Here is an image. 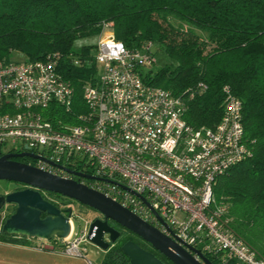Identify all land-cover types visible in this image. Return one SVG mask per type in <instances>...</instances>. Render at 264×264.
<instances>
[{"label": "built area", "instance_id": "obj_1", "mask_svg": "<svg viewBox=\"0 0 264 264\" xmlns=\"http://www.w3.org/2000/svg\"><path fill=\"white\" fill-rule=\"evenodd\" d=\"M108 25L103 23L95 43L96 77L83 85L84 109L72 121L57 110H70L73 89L57 69L56 52L0 58V155L29 150L47 158L35 157V165L50 172L67 176L60 165L89 171L98 176L90 177L91 187L212 256L213 264H264V257L228 226L226 208L213 193L216 176L250 154L241 99L224 86L218 122L188 123L183 96L144 77L155 61L154 42L129 47ZM7 143L20 146L2 151ZM87 238V230L76 231L71 219L67 236L35 238V248L84 256Z\"/></svg>", "mask_w": 264, "mask_h": 264}, {"label": "trees", "instance_id": "obj_2", "mask_svg": "<svg viewBox=\"0 0 264 264\" xmlns=\"http://www.w3.org/2000/svg\"><path fill=\"white\" fill-rule=\"evenodd\" d=\"M105 22L129 47L152 40L154 52L164 49L170 60L145 69L144 77L183 96L188 123L218 122L224 86L241 99L250 154L216 176L213 193L226 208L228 226L264 257V0H0V58L11 60L19 53L35 59L56 52L57 69L73 89L70 110H57L72 121L84 109L83 85L97 73L96 41L80 50L73 42L98 36ZM27 238L0 227V241L25 243ZM128 238L174 264L136 233L104 249L100 264H129L120 248Z\"/></svg>", "mask_w": 264, "mask_h": 264}, {"label": "water", "instance_id": "obj_3", "mask_svg": "<svg viewBox=\"0 0 264 264\" xmlns=\"http://www.w3.org/2000/svg\"><path fill=\"white\" fill-rule=\"evenodd\" d=\"M15 154H26L47 159L29 150L17 153L7 152L0 155V178L24 182L28 185L24 188L0 193V209L6 203H15L14 211L2 222L1 229L3 231L9 234L41 239H50L54 236L64 237L70 233L72 207L68 206L61 209L55 202L43 196L41 189H44L76 199L80 203L98 210L103 218L94 217L91 219L87 227V236L104 249L108 248L120 235L119 229L109 224L108 218H111L149 242L174 264H213L209 257L197 247L188 244L185 246L184 243L178 242L175 238L102 191L72 177L50 172L35 164L11 158ZM60 166L71 173L87 177H98L71 169L65 165ZM120 185L128 188L124 184L120 183ZM131 191L152 208L149 200L144 195L132 189ZM154 212L167 225L157 211L154 210ZM105 233H108V238H105ZM120 248L128 256L129 264H165L153 251L143 247L131 238L123 241Z\"/></svg>", "mask_w": 264, "mask_h": 264}, {"label": "rangeland", "instance_id": "obj_4", "mask_svg": "<svg viewBox=\"0 0 264 264\" xmlns=\"http://www.w3.org/2000/svg\"><path fill=\"white\" fill-rule=\"evenodd\" d=\"M98 36L96 34L85 35L81 37H77L73 42L72 48L74 50H80L82 44L87 43H94L97 40ZM24 58L23 55L19 53H14L12 59H22ZM169 56L164 51V49H157L155 52V61L153 67H157L163 65L165 62L169 61ZM19 144L15 145L13 143H7L1 147L2 151H6L8 148L16 147L19 148ZM18 184L13 180L1 179L0 178V193L8 190H14ZM10 206L6 203L3 209H0V225L4 221L5 215L10 212ZM94 208L84 204L77 202L73 205V223L75 226L76 231H80L82 229H86L88 227L89 222L94 217L95 211ZM1 227V226H0ZM124 236V233L122 234ZM86 245V251L84 256L82 255H72L74 257H65L71 256L64 254L63 256H56V255H49L52 256L51 258L42 259V260H33L34 264H100V261L104 255V248L97 245L90 239H86L84 242ZM5 248V247H4ZM44 257V256H43ZM41 259V258H40ZM20 259L15 256V254H10L3 251V244L0 245V264H19ZM22 262H29L31 263L32 260H25L23 259Z\"/></svg>", "mask_w": 264, "mask_h": 264}, {"label": "flooded vegetation", "instance_id": "obj_5", "mask_svg": "<svg viewBox=\"0 0 264 264\" xmlns=\"http://www.w3.org/2000/svg\"><path fill=\"white\" fill-rule=\"evenodd\" d=\"M20 151H23V150H9L8 152H10V153H17V152H20ZM11 158L17 159V160H20V161H25V162H28V163H31V164H36V158L33 157V156H30V155H26V154L25 155H16L15 154V155H12ZM70 168L71 169L78 170V171H81L83 173L90 174L89 171L84 170V169L75 168V167H70ZM66 175H67V177H72V178L76 179L77 181H80L82 183H85V184H87L89 186H90V183L92 181V179L90 177H87V176L81 175V174L71 173L69 171H67ZM16 183L18 184V186L15 189L24 188V187L28 186L24 182H16ZM6 192H8V190L4 191L3 193H6ZM41 193L46 198H49L50 200H52L53 202H55L61 209H65L68 206H71L72 209H73V205L76 204L77 202H79L76 199H73V198L64 196V195L59 194V193H56V192L44 190V189H41ZM7 204L11 208L10 209V212H8L10 214L11 212L14 211L15 203L11 202V203H7ZM93 210L95 211L94 217H101V218H103V215L98 210H96V209H93ZM108 222H109V224L113 225L115 228L119 229V231H120V235L112 243L118 241L119 237L122 236L123 233L124 234L134 233L131 230H129V229L125 228L124 226H122L121 224L117 223L116 221H114L111 218H108ZM33 238H36V237H33ZM105 238H108V233H105Z\"/></svg>", "mask_w": 264, "mask_h": 264}, {"label": "crops", "instance_id": "obj_6", "mask_svg": "<svg viewBox=\"0 0 264 264\" xmlns=\"http://www.w3.org/2000/svg\"><path fill=\"white\" fill-rule=\"evenodd\" d=\"M27 239L28 240L25 243L0 241V245L3 244V251L10 253V254H15V256L18 257V259H20L19 264H34L33 260H42V259H46V257L51 258L52 256L49 257V255H56V256H63L64 255L63 253L57 252V251L35 248L36 239L31 237V236H29V238H27ZM65 257H74L75 258V256H72V255L71 256H65ZM23 259L32 260V262L31 263H29V262L23 263L22 262Z\"/></svg>", "mask_w": 264, "mask_h": 264}]
</instances>
